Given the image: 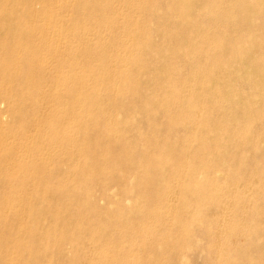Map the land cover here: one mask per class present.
<instances>
[{
	"label": "rangeland",
	"instance_id": "obj_1",
	"mask_svg": "<svg viewBox=\"0 0 264 264\" xmlns=\"http://www.w3.org/2000/svg\"><path fill=\"white\" fill-rule=\"evenodd\" d=\"M66 1L0 2V264H26L33 240L39 264H264V46L241 52L264 7L192 0L206 53L163 74L172 0ZM145 46L150 70L134 68Z\"/></svg>",
	"mask_w": 264,
	"mask_h": 264
},
{
	"label": "bare ground",
	"instance_id": "obj_2",
	"mask_svg": "<svg viewBox=\"0 0 264 264\" xmlns=\"http://www.w3.org/2000/svg\"><path fill=\"white\" fill-rule=\"evenodd\" d=\"M9 0H0L1 3H4L7 4ZM192 0H172L173 2V6H172V9H173V12L174 14H177L178 15V20L176 21V25L173 26L172 25V22L171 21H167L169 19V17L167 16H164L163 14L160 13V15L157 17V23L159 25V28L156 32V35L162 39H166L168 41H172V47L168 50H164L162 53H160V58H159V62L161 63V65L163 66V74L166 72V71H172V70H175L177 68V66L175 65L174 63V59L175 58H178L179 60L185 62L186 64L188 63H191L193 64L192 62H190L188 60V57H187V54L184 52L182 55H181V50H187L188 48H191V50H194L196 49L197 50V56L200 57V58H203V55L206 53V43L204 42V40H201L202 42L200 44H196V40L192 41L191 39H195V38H198L200 37L201 35V29L200 28H194V27H191V28H187L186 24H189L190 21H193V19L196 18V14L193 10V5L190 4ZM196 4H200L202 6H206L208 7L209 6V9L210 11H216L218 16L220 17H226L227 14V10L225 9V7H222V5H220V3L217 1V0H193ZM42 2V5L43 7L45 6L46 4V0H41ZM81 3L84 5H91V8L93 11H98L100 8H99V2L97 0H81ZM258 3H261V2H258ZM62 4L64 6L67 5V1L66 0H63ZM108 5V4H107ZM234 6H236L238 9H234L235 11L238 12V14L240 15H244V11H252L254 7H264V1L261 3V4H251V5H248V6H251V7H246L245 5H242V0H236L234 3H233ZM259 5V6H258ZM37 6V5H36ZM126 6V5H125ZM225 6V4L223 5ZM42 7V8H43ZM126 8V11L127 12H131V11H134L135 10V7L128 4ZM105 9L109 10V8L107 6L104 5V7L101 8L102 11H104ZM100 12V11H99ZM106 13V12H105ZM107 14V13H106ZM229 14V13H228ZM117 15V14H116ZM115 15V16H116ZM208 16V14H207ZM229 16V15H228ZM224 19V18H223ZM246 20L250 21L248 18H246ZM107 21V20H106ZM165 21H167V23H165ZM198 23V22H197ZM196 24V23H195ZM199 24V23H198ZM242 24V23H241ZM137 25L135 22H133V20H129V28L127 27V30H126V35H133V34H136L137 33V27L135 26ZM95 26V25H94ZM51 27H49V24L47 22H45L44 24V31L46 33V36L45 37H42V42H44V44H49L51 42H49V39H48V32H49V29ZM225 29H226V26H225ZM109 30V29H108ZM224 31V30H223ZM77 32V30L75 31ZM94 32V31H92ZM226 33V32H225ZM223 33V34H225ZM56 34V32H55ZM80 34V33H79ZM234 35V34H232ZM254 36L255 40L253 41L252 40V37ZM85 37V36H84ZM89 37V36H88ZM195 37V38H194ZM245 37L246 38H249V43L246 44L245 46V42L242 44V46H244L241 50L242 54H244L245 56H249V54H253V53H256L257 51V48H260L262 46H264V31H258L256 28L253 27L252 25V22H249L248 26H247V29L245 30ZM253 38V39H254ZM126 40H128V38H126ZM131 40V39H130ZM82 41V40H81ZM199 41V40H198ZM220 41V40H219ZM96 42V41H95ZM122 43V44H127L125 40H119L118 43ZM112 43V42H110ZM221 43V41H220ZM235 46V48L233 49V51H236L240 49V45L237 43V42H233V45L232 47ZM138 44H137V49H138ZM143 48V47H142ZM53 50L46 55V58L45 60L47 61L48 59H51L53 58V56L57 55L58 53H60V48L58 47V45H56V47L52 48ZM215 49V48H214ZM147 46H145V48H143V50L141 51V53L137 52L135 55L137 56L134 60V68H139V67H143L147 70H150V65L151 63L147 61ZM209 51V50H208ZM149 52V51H148ZM76 51L73 53L74 56L77 55L78 53H76ZM90 53L91 55H94L95 56H98L100 59H101V65L103 68L106 67L107 63L109 64V61L110 60H107L103 53H100V52H97V50L95 48H91L90 49ZM94 56V57H95ZM236 56V55H235ZM119 58H116V60H118ZM123 59L120 58V61H122ZM220 60V58H219ZM124 61V60H123ZM208 61V60H207ZM240 61V60H239ZM111 62V61H110ZM225 62V61H224ZM14 64V62H10V67H12ZM201 64V61L198 62L197 64V68L198 69H202V66L200 65ZM213 64V63H212ZM194 65V64H193ZM213 65H219V62H217L216 64H213ZM179 68V67H178ZM195 69L194 72H196L198 69ZM206 69V68H204ZM208 69V68H207ZM211 69V68H210ZM167 72V73H168ZM210 72V70H209ZM207 72V73H209ZM205 73V74H207ZM223 73V72H222ZM210 75L212 76V73L210 72ZM220 76V74H219ZM170 77V76H169ZM177 77V76H176ZM108 78V77H107ZM117 80L114 79V81L112 80V82L108 85L106 84L104 86V89L105 90L106 88H109L110 86L112 87L113 84H115L114 82H117V83H120V80H122V83L121 85H127L128 82H129V78L128 77H124L122 74L120 76H118V78H116ZM204 79V78H203ZM84 82H86L85 80H83ZM257 81H260V78L258 79H255V82ZM82 82V80H81ZM105 83L108 82V79H106L104 81ZM75 83V82H74ZM130 83V82H129ZM206 84H209V83H206ZM205 85V84H204ZM218 88V87H217ZM229 88V87H228ZM127 90V89H126ZM166 90H168V88H166ZM227 90V89H226ZM201 91V90H200ZM69 92V91H68ZM195 92V91H194ZM228 92V91H227ZM61 93V88H56L55 89V94H60ZM106 94V92L104 93ZM185 94V93H184ZM197 98L199 99V95L195 92ZM217 94V93H216ZM123 95V94H122ZM192 98V97H191ZM167 101H168V98H167ZM191 100H189L190 102ZM196 101V100H195ZM188 103V102H187ZM162 104V103H161ZM168 104V103H167ZM264 104V103H263ZM111 105V104H110ZM195 105V104H194ZM193 105V106H194ZM164 105H162L163 107ZM42 107V105H41ZM160 106V108H162ZM200 107V106H199ZM107 110H110L109 108ZM111 111V110H110ZM109 111V112H110ZM197 114V112H196ZM181 115V113H180ZM104 121V120H103ZM193 121V120H192ZM170 122V121H169ZM125 123V122H124ZM195 123V122H194ZM106 128V127H105ZM114 136V135H113ZM188 138V137H187ZM186 140V139H185ZM184 140V141H185ZM164 147V146H163ZM200 153V152H199ZM202 153V152H201ZM179 154V153H178ZM180 157V156H179ZM151 160V159H150ZM78 162V161H77ZM213 162V161H212ZM213 165V164H212ZM174 166V165H173ZM181 166V165H180ZM179 166V167H180ZM178 167V166H177ZM174 168V167H172ZM178 171V170H177ZM177 173V172H176ZM177 179V178H176ZM44 190H45V187H43ZM42 188V189H43ZM55 191V190H54ZM205 191V190H204ZM164 194V193H163ZM170 194V193H169ZM208 194V193H207ZM87 195V194H85ZM169 196V195H168ZM167 196V197H168ZM21 204V203H20ZM111 205V204H110ZM193 207V206H192ZM5 211V210H4ZM40 212V211H39ZM187 212V211H186ZM36 220V219H35ZM9 222V221H8ZM9 233V232H8ZM10 236L9 235H3L1 236L0 240H1V243L4 241V240H7ZM28 246L30 247V253L28 254V259L25 260L27 263L26 264H39L40 261H39V258L41 256L42 258V255H43V252H42V249H40L41 247V244H36V241H32L31 244H28ZM189 249L192 247V244H188L187 246ZM0 251H1V248H0ZM25 255V254H24ZM2 256L0 255V262H2Z\"/></svg>",
	"mask_w": 264,
	"mask_h": 264
}]
</instances>
